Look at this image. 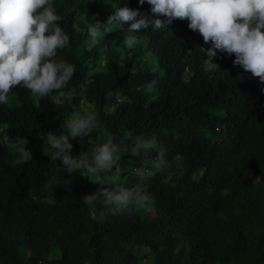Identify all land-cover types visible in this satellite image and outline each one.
Returning <instances> with one entry per match:
<instances>
[{
	"label": "trees",
	"instance_id": "16d2710c",
	"mask_svg": "<svg viewBox=\"0 0 264 264\" xmlns=\"http://www.w3.org/2000/svg\"><path fill=\"white\" fill-rule=\"evenodd\" d=\"M52 2L69 35L57 58L75 66L69 89L83 83L87 95L69 102L15 86L0 104V264H143L146 249L153 264H264V184H253L264 175V83L234 65V55L217 52L218 66L206 63L210 45L186 20L138 33L133 49L123 45L128 25L116 24L87 48L89 24L106 23L125 4L150 14L147 2ZM85 102L98 127L70 141L72 155H90L107 131L119 145L122 185L136 183L135 168L152 169L155 151L129 152L136 136L155 137L166 149L168 167L143 184L151 211L90 208L82 197L100 185L44 154L41 133L59 135L63 118L83 113ZM4 135L27 138L32 157L16 165Z\"/></svg>",
	"mask_w": 264,
	"mask_h": 264
},
{
	"label": "clouds",
	"instance_id": "9594fccd",
	"mask_svg": "<svg viewBox=\"0 0 264 264\" xmlns=\"http://www.w3.org/2000/svg\"><path fill=\"white\" fill-rule=\"evenodd\" d=\"M145 2L150 5V14L125 4L106 23L89 24L87 48L91 50L98 38L112 32L116 24L128 25L123 45L133 49L141 43L138 33L150 27L153 31L168 27L175 20H186L189 29L198 32L204 43L210 45L203 48L208 57L206 63L218 66L212 63L217 52L234 55V65L264 83V0H139L141 6ZM61 20L52 0H0V104H8L9 93L15 86H22L39 98L52 97L55 93L69 102L77 96L83 100L87 95L83 83L69 89L75 66L57 58V51L69 43V35L59 23ZM155 85L153 79L146 87L151 91ZM62 125L64 130L59 135L51 131L41 133L46 146L44 154L54 165L62 161L63 167L58 169L68 174L82 171L91 182L100 185L97 192L82 197L84 204L90 208L103 204L112 215L151 211L153 198L144 189V181L168 167L166 149L155 137L138 135L129 146L133 157L151 151L156 155L152 169L135 168L136 183L126 187L114 179L122 174L117 163L119 145L107 131L104 141L97 143L90 155L83 150L78 156L72 155L70 141L86 137L98 127L94 111H73L63 118ZM2 140L4 146L18 153L16 165L32 157L27 138L4 135ZM253 184H264V175L257 176ZM54 198V191L50 192L47 202L55 203Z\"/></svg>",
	"mask_w": 264,
	"mask_h": 264
},
{
	"label": "rangeland",
	"instance_id": "374dc122",
	"mask_svg": "<svg viewBox=\"0 0 264 264\" xmlns=\"http://www.w3.org/2000/svg\"><path fill=\"white\" fill-rule=\"evenodd\" d=\"M98 40H102V38H98ZM89 42H90V37H89ZM88 42V43H89ZM149 58L151 57L150 55L148 56ZM156 62V61H155ZM153 63H154V61H153ZM212 63H214V64H216V60L213 58L212 59ZM156 64V63H155ZM211 67H215V66H213V65H210ZM100 69L101 70H103V69H105V59H103L102 60V62H101V66H100ZM162 73H163V71H162ZM186 77H188V74H186ZM151 91H154V89H152ZM83 108H84V111H87V110H91V111H93V105L92 104H90V103H88V102H85L84 104H83ZM30 158V157H29ZM114 179L116 180L117 179V177H114ZM147 253H148V256L146 257V259L143 261V264H153V256L150 254V250L149 249H146L145 250Z\"/></svg>",
	"mask_w": 264,
	"mask_h": 264
}]
</instances>
